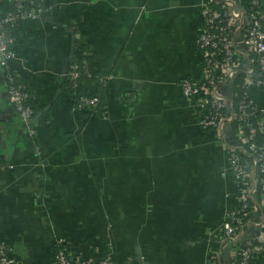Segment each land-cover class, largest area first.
I'll use <instances>...</instances> for the list:
<instances>
[{
	"label": "crops",
	"instance_id": "crops-1",
	"mask_svg": "<svg viewBox=\"0 0 264 264\" xmlns=\"http://www.w3.org/2000/svg\"><path fill=\"white\" fill-rule=\"evenodd\" d=\"M40 5L15 30L18 59L5 68L0 56V239L15 264H53L60 241L117 264H211L214 253L228 261L238 187L224 142L201 128L181 86L202 78L205 0ZM74 19L95 78L83 83L101 87L98 111L78 108L61 78L81 54ZM7 68L33 95L36 139L9 98ZM223 91L232 96V82ZM250 95L264 110V86ZM260 234L256 224L244 233L254 245ZM251 264H264V252Z\"/></svg>",
	"mask_w": 264,
	"mask_h": 264
},
{
	"label": "built area",
	"instance_id": "built-area-1",
	"mask_svg": "<svg viewBox=\"0 0 264 264\" xmlns=\"http://www.w3.org/2000/svg\"><path fill=\"white\" fill-rule=\"evenodd\" d=\"M14 2L18 11L0 17V56L5 68L18 59L13 49L15 37L8 33L5 26L16 28L22 20L35 19L41 12L34 0ZM23 4L27 7L23 8ZM213 5L220 6L221 10L214 9ZM71 29L76 38V49L81 54L70 63L61 78L78 108L98 111L99 95L95 93V88L83 83L92 71L81 59L89 58L91 50L84 46L78 19L71 21ZM196 44L202 53V78L199 81L186 78L181 86L185 97L195 102L201 128L214 132L224 142L229 155L230 169L238 187L237 210L242 214L238 217L232 214L228 224L234 220L239 226L243 225L241 218L247 217L245 225L256 224L261 231L254 245V240L247 239L245 232H238L236 227L228 225L223 248L229 247L231 257L217 264H251L256 255L264 252V110L254 104L250 95L252 86H264L262 0H205V18ZM244 60L247 61L245 66L242 65ZM6 70L9 98L18 116L28 127L29 137L36 139V131L32 127L36 117L33 95L20 81L16 69ZM241 70L246 73L247 92L239 103L238 111H235L234 94L227 96L223 85L232 82ZM105 80L102 78L100 83L105 85ZM234 122H238V129L232 140L229 128ZM227 139L230 141L227 142ZM59 246L61 249L54 255L53 264H116L108 256L99 254L85 258L75 241H60ZM213 256L211 264L219 260L218 253ZM15 262V258L9 254L8 243L0 239V264ZM124 264H143V260L133 256Z\"/></svg>",
	"mask_w": 264,
	"mask_h": 264
},
{
	"label": "trees",
	"instance_id": "trees-1",
	"mask_svg": "<svg viewBox=\"0 0 264 264\" xmlns=\"http://www.w3.org/2000/svg\"><path fill=\"white\" fill-rule=\"evenodd\" d=\"M41 1L42 0H34V2L40 7L41 5ZM27 5L26 4H23V8H26ZM213 8L214 9H218V10H221V7L218 6V5H213ZM18 11L17 7H16V2H14V0H11L9 2V8H7L6 10H3V11H0V17L3 16V15H9V14H15L16 12ZM20 24V22L15 26L17 28V26ZM6 30L8 31V33L11 35V36H14L15 37V30L16 28H12L10 25H6ZM15 42H16V38H15ZM82 63H83V60L81 59ZM246 73L245 71L241 70L238 75L236 76V78L232 81V90H233V106H234V109L235 111H238V108H239V103L240 101L242 100L244 94L247 92V88H246ZM95 80V78L93 77H87V78H84V83H86L87 85H90L91 82H93ZM98 84H100L98 82ZM101 85V84H100ZM28 88V87H27ZM97 88L100 89L101 87L97 85ZM96 88V89H97ZM95 89V93H97L99 95V92H97V90ZM29 90V89H28ZM31 92V91H30ZM100 97V96H99ZM238 129V122H234L230 125V128H229V132H230V135L232 136V140H233V135L235 133V131ZM227 142H229L230 140L227 139L226 140ZM242 214L241 211H234L233 212V216H240ZM244 222L243 225H238L236 223V221H231L228 225L230 227H236V230L238 232H245L246 228H247V225H245L246 221H247V217H242L241 218ZM61 249V247H57V250L55 252V254ZM54 254V255H55ZM233 261L235 260L232 259ZM224 260H214V263L213 264H217L219 262H223ZM116 263V262H115ZM117 264V263H116Z\"/></svg>",
	"mask_w": 264,
	"mask_h": 264
}]
</instances>
